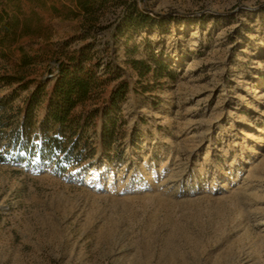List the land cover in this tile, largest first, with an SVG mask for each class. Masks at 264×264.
I'll use <instances>...</instances> for the list:
<instances>
[{"label": "rangeland", "instance_id": "1", "mask_svg": "<svg viewBox=\"0 0 264 264\" xmlns=\"http://www.w3.org/2000/svg\"><path fill=\"white\" fill-rule=\"evenodd\" d=\"M43 1L62 14L6 4L44 26L21 40L34 58L23 74L47 81L57 55L89 44L129 91L110 114L114 139L100 140L98 118L81 165L28 158L1 135L0 264H264V0H129L145 27L123 21L129 1L109 0L92 29L68 1ZM130 58L170 73L139 77ZM19 69L17 52L0 58V73ZM27 93L0 84L6 116Z\"/></svg>", "mask_w": 264, "mask_h": 264}, {"label": "trees", "instance_id": "2", "mask_svg": "<svg viewBox=\"0 0 264 264\" xmlns=\"http://www.w3.org/2000/svg\"><path fill=\"white\" fill-rule=\"evenodd\" d=\"M34 6L46 8L52 15L62 14L60 7L51 3L46 6L43 0H29ZM72 5L67 9L68 16H82L92 29L93 21L99 18L109 0H60ZM129 1V0H127ZM10 0H0V58H8L15 52L19 55V70L8 74L0 73V84L16 85L28 91L21 106H17L20 117L6 116L8 101L0 100L4 113L0 114V138L8 128L9 144L24 150L28 158L50 160L59 166L81 165L92 158L94 148L89 131L94 130L98 118L102 119L99 138L110 143L114 139L113 128L108 127L117 120L110 114L117 109L129 91V80L120 74V68L108 56L102 68L90 55V46L81 45L64 51L54 58L55 74L47 81L41 78H27L23 72L34 63V58L25 51L22 39L40 34L44 27L34 9L29 14L11 15L6 9ZM123 21L130 25L145 27L150 16L140 11L135 1L125 2ZM128 63L139 77L150 72L168 75V65L162 60L130 58ZM164 73V74H163ZM107 95L98 103L87 105L93 95L110 85ZM143 89H145L143 87ZM43 107V118L37 120L35 111ZM107 122V123H106ZM0 160L5 155L0 150ZM61 170L66 166H60Z\"/></svg>", "mask_w": 264, "mask_h": 264}]
</instances>
